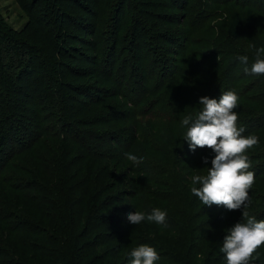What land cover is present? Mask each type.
Listing matches in <instances>:
<instances>
[{
  "label": "trees",
  "instance_id": "obj_1",
  "mask_svg": "<svg viewBox=\"0 0 264 264\" xmlns=\"http://www.w3.org/2000/svg\"><path fill=\"white\" fill-rule=\"evenodd\" d=\"M16 1L28 16L23 27H8L0 14V264H130L141 245L156 249L154 264H227L223 240L246 222L242 212L264 219V75L251 73L264 36L254 31V5L229 13L227 40L210 58L212 80L195 84L188 97L174 92L181 111L161 130L136 123L161 102L154 88L131 96L144 75L126 76V37L145 17L155 20V10L193 17L208 12L207 3L166 0L165 9V0ZM185 25L173 32L184 46ZM173 33L159 39L175 43ZM178 55L185 66V54ZM228 90L239 96L241 135L259 138L246 152L255 181L237 210L205 206L191 193V177L206 174L215 154L191 151L181 123L200 111V97L218 100ZM89 159L102 163L100 171L76 168ZM154 208L166 211L164 224L127 220L129 212L147 216ZM249 264H264V245Z\"/></svg>",
  "mask_w": 264,
  "mask_h": 264
},
{
  "label": "rangeland",
  "instance_id": "obj_2",
  "mask_svg": "<svg viewBox=\"0 0 264 264\" xmlns=\"http://www.w3.org/2000/svg\"><path fill=\"white\" fill-rule=\"evenodd\" d=\"M216 1L219 9L214 7L210 0H203L204 3H207L206 9L208 12L197 11L193 17L186 13L174 15L166 13L163 9L162 12L155 10V20L145 17L144 20L147 23V27L143 20L144 26L134 29L129 33V37H126L125 46L128 47L124 54L128 64L126 76L130 79L135 75H144V78H140V84L135 87L136 90L131 96L136 98L135 95L139 92L141 96L143 94L142 97H145L154 88L159 94L158 100L161 102V106H157L151 113H146L143 117L138 118L136 123L148 122L151 127L154 126L156 129L162 130L165 125H172L177 122V117L181 110L178 108V100L174 97V94L188 97L196 87L195 84L205 78L212 80L213 77L209 72L210 58L214 48L227 40L226 28L230 12L240 11L245 14L246 7L244 5L253 4L255 15L254 31L257 35L264 36V0ZM164 2L166 6L164 8L168 9V4H171V2L166 0ZM108 10L110 11L111 9ZM0 14L5 24L14 29H20L28 21L26 12L16 0H0ZM163 18L166 23L173 22L174 24L163 25L165 24ZM192 21L196 22V26L190 23ZM178 23L185 25L184 32L187 33V44L185 46L177 44L178 38L176 36L178 34L173 33L181 30L178 27ZM187 24H190L189 28ZM169 33H173L171 40H174L175 43H166L163 39H159L163 38V35H169ZM179 52L185 54V66H182L178 55ZM182 70L184 73L181 75L180 72ZM152 71L157 74V77L153 79L150 78ZM148 77L151 79L150 88L147 87L149 84L147 83L146 85L145 83ZM243 85H245V82H243ZM141 86H143V89H139ZM124 90H126V87H124ZM206 94L205 96H207ZM129 100L133 99L129 98ZM131 103L134 105L133 101ZM164 104L165 107H163ZM146 129L145 135H147L149 130L148 128ZM73 154L76 156L79 151L73 150ZM78 159L76 158V160ZM82 165L85 166L84 172L89 169L98 172L102 163L89 159L85 163L77 165L76 168L78 169Z\"/></svg>",
  "mask_w": 264,
  "mask_h": 264
},
{
  "label": "clouds",
  "instance_id": "obj_3",
  "mask_svg": "<svg viewBox=\"0 0 264 264\" xmlns=\"http://www.w3.org/2000/svg\"><path fill=\"white\" fill-rule=\"evenodd\" d=\"M264 48L256 52V60L251 65V73L264 75V59L260 54ZM248 56H240L242 64L247 65ZM245 72L249 69L246 67ZM239 96L234 90L221 94L220 98L200 97L202 106L195 117L186 116L182 125L187 128L184 140L189 149L209 148L215 154L211 159V167L204 175L191 177L193 186L191 193L198 197L205 206H224L228 210L241 209L249 200L248 190L255 181V174L250 171L251 164L247 150L259 143L255 135L243 136L244 131L237 126V108ZM127 159L134 164L142 162V157L127 153ZM208 163V157L203 158ZM201 185L196 187L195 185ZM166 211L154 208L147 216L140 211L129 212V223L138 225L145 219L149 222L164 224ZM246 222H237L228 230L224 237L221 251L225 254L227 264H249L253 253L264 245V219L257 221L247 212H242ZM130 264H154L159 259L156 249L152 246L141 245L131 251Z\"/></svg>",
  "mask_w": 264,
  "mask_h": 264
}]
</instances>
